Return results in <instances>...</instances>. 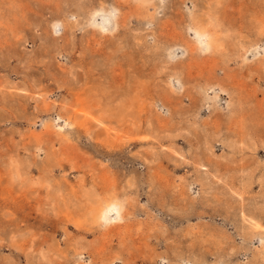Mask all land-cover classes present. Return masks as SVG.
Wrapping results in <instances>:
<instances>
[{"label": "rangeland", "instance_id": "374dc122", "mask_svg": "<svg viewBox=\"0 0 264 264\" xmlns=\"http://www.w3.org/2000/svg\"><path fill=\"white\" fill-rule=\"evenodd\" d=\"M263 135L264 0H0V264H264Z\"/></svg>", "mask_w": 264, "mask_h": 264}, {"label": "bare ground", "instance_id": "6f19581e", "mask_svg": "<svg viewBox=\"0 0 264 264\" xmlns=\"http://www.w3.org/2000/svg\"><path fill=\"white\" fill-rule=\"evenodd\" d=\"M145 1H149V0H145ZM154 1V0H152ZM144 2V1H143ZM142 2V3H143ZM146 3V2H144ZM148 4V3H147ZM113 6V5H112ZM112 6H108L107 8L104 7V5L102 4H99V7H97L96 9H94V11H92V13H90L89 15V18L85 21V23H83V27H88L92 30H96V31H99L101 33H107V29L105 28V26H101L97 23H95L92 19L95 18V17H105L107 16H110L111 19L113 20V25H112V29L109 30L108 33L112 32V31H116L118 29V13H113V7ZM158 6V5H157ZM77 7V6H76ZM81 7V6H80ZM159 7V6H158ZM83 8V7H82ZM161 8V7H160ZM117 10V8H115ZM209 9V8H208ZM115 10V11H116ZM118 11V10H117ZM87 13H85L84 10L82 9H77V12L75 13L74 17L76 18V20H80L83 22V19L86 18L87 16ZM194 18V17H193ZM98 19V18H97ZM73 20V19H72ZM85 20V19H84ZM217 20V19H216ZM192 21V20H191ZM193 23V22H192ZM201 23V21H200ZM204 24V23H203ZM207 25V22L205 23ZM60 26L64 29L66 28L68 31L67 32H70L71 30V27L67 26L66 24L64 23H60ZM204 26V25H203ZM212 27V26H211ZM210 28V26H209ZM189 31L193 32L194 34H196L198 36V38L200 39L199 41H197V45H198V49L201 51V52H206V51H209L212 49V45H211V41H210V35L209 33L206 31V29H203L201 30L200 28L197 29L196 27L193 28V27H190L188 28ZM65 30V29H64ZM214 34V33H212ZM215 35V34H214ZM213 36V35H212ZM194 38V37H193ZM193 40V39H192ZM217 42V41H216ZM195 45V44H194ZM196 48V47H195ZM245 48V47H244ZM197 49V50H198ZM248 51V50H247ZM30 57V56H29ZM33 58V57H32ZM32 58H28L27 61H24V59H20L21 62H22V65H23V69L26 68V66L29 64V62H31L32 60H35L32 59ZM258 60V59H257ZM176 62V61H175ZM183 86V85H182ZM208 90V89H207ZM222 90V88H221ZM220 90V91H221ZM205 99V98H204ZM214 100V99H213ZM209 103H212L209 102ZM214 105V102L212 103ZM228 106V105H227ZM264 136V135H263ZM264 140V139H263ZM203 165V164H202ZM113 200V199H112ZM109 203V202H108ZM113 203V201H112ZM115 203V202H114ZM119 206V205H118ZM117 207V206H116ZM122 209V208H121ZM121 211V210H120ZM119 210H116V212L114 211L113 207L108 204L106 206H101V209H99L96 213V219L99 221V222H102V224H113V223H117L121 220V213H120ZM244 217V215H243ZM245 218V217H244ZM243 222H247L249 225L248 227L245 228V232H241L240 235H242L244 238H250L251 237V234L252 233H264V228L263 226H261L259 224V222L255 219H252V218H249V220L246 218L243 220ZM108 227V226H107ZM243 227V226H242ZM248 230V231H247ZM247 231V232H246ZM253 236V235H252ZM259 236V235H258ZM264 237V236H263ZM184 258H182V261H183ZM184 262V261H183ZM193 264H196V262H194Z\"/></svg>", "mask_w": 264, "mask_h": 264}]
</instances>
